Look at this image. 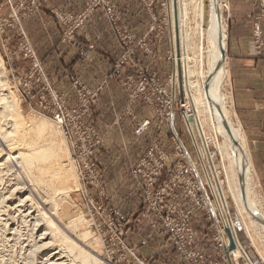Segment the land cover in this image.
Here are the masks:
<instances>
[{"label":"rangeland","instance_id":"obj_1","mask_svg":"<svg viewBox=\"0 0 264 264\" xmlns=\"http://www.w3.org/2000/svg\"><path fill=\"white\" fill-rule=\"evenodd\" d=\"M175 1L81 0L67 6L58 1L62 4L59 7L50 0H0V63L6 90L14 94L24 121L46 122L48 142L59 158L58 178L68 190V199L58 208L51 203V194L29 184L23 169L9 161L0 172V264H24L42 233L43 227L37 231V223L25 216L28 210L18 209L17 200L26 196L39 212L52 214L54 219L45 215L62 233L65 229L60 224L80 216L84 223L72 235L66 230V236H72L69 238L102 264H229L228 240L225 249L217 241L221 216L214 219L206 211L191 207L187 181L194 184L195 179L182 173L193 164L204 182L200 157L183 119V112L190 114L193 107L186 100L183 83L181 86L174 80L176 71L179 81L184 72L181 61L176 67L174 49L180 57L181 53L185 55L184 66L193 77L205 73L206 60L198 48V34L204 27H200L198 13L193 11L198 0H180L183 25L181 32L176 30L180 40L174 47ZM218 3L229 44L231 2ZM253 6L255 13L248 17L249 39L255 51L262 52L264 0H254ZM46 24L54 25L59 32V44H51V55L41 54L39 48L46 44H38L45 35L41 27ZM101 32L108 35V58L91 42ZM200 44L204 46L205 42ZM228 79L221 94L232 124L239 126ZM204 133L211 138L207 142L214 174L224 183L222 165L227 163L208 126ZM0 147L3 160L8 152ZM148 153L152 154L154 168L162 166L152 186L131 173ZM202 158L207 160L205 154ZM258 162L261 169L251 161L252 198L263 207L264 159ZM18 187L21 195L15 193ZM225 199L236 240L246 257L235 253L231 264H264L245 230L248 220L239 215L229 194ZM186 216L193 237L185 250H180L173 243L171 228ZM249 230L252 238L263 235L258 229ZM191 250L194 256L184 255Z\"/></svg>","mask_w":264,"mask_h":264},{"label":"bare ground","instance_id":"obj_2","mask_svg":"<svg viewBox=\"0 0 264 264\" xmlns=\"http://www.w3.org/2000/svg\"><path fill=\"white\" fill-rule=\"evenodd\" d=\"M198 1L200 2H195L193 11L195 14H199V17L197 16L198 14L196 17L197 19L200 18V21H198V23L200 22V27H204L202 30L199 28L201 31H199L198 34V48L199 51L204 52L205 54V73L203 74L202 72H199L197 77H193L184 66L186 64L184 61L185 55L181 53L180 57L178 51L174 49L176 67L181 61L184 68L183 76H181L182 81H179L177 71L174 80L178 85L180 83L182 86L183 83L186 100H188L193 107L190 114L186 111L183 112V117L188 124V133L194 143L195 149H197L201 156H204V154L207 156L208 161L201 160L205 173L207 174V184L211 190L212 197L217 202V211L221 216V222L226 226V228L224 227V233L226 230L229 231L235 245L234 250L229 252V258H231V255L237 256L235 253H238L240 258L246 259L244 252L241 250L236 240L233 226L228 215V207L226 206L228 203L227 199H225V195L227 194L230 195L239 215L241 217L243 215L246 221L248 220L247 223L245 222V230L253 246L257 247L256 250L260 251V254H262L261 258L264 261V250L261 249L264 245L262 243L264 241V206L262 207L260 205L261 207H258L257 202L252 198L253 190L251 188V183L253 180L252 178L254 177V171L245 145V138L239 126H234L232 124L228 115L229 112L226 109L225 98H223L221 94V90L228 78L226 67L227 35L226 28L222 21L221 7L218 0ZM174 5H176L175 9ZM174 5H172V27L174 32L173 44L175 47L177 41L180 40V36H177L176 30L178 29L180 32L182 30L183 7L180 0L175 1ZM203 41L205 42L204 46L203 44H200ZM6 87L7 84L4 76V68L0 63V89L3 93L1 94L0 92V145L8 152V155H5V158L0 160V172L3 168L5 169L10 160L14 161L19 167H21V170L23 169L22 172H25L24 174L27 179L29 178V184L36 185V188L40 187L47 195L51 194V203L58 207L61 201L66 202V199H68V190L62 185L64 182L61 183V177L58 178L60 171L59 158L57 151L52 147L51 143L48 142L49 136L47 124L42 119L24 121L20 117V109L14 94L7 91ZM206 126L212 131V139L215 141L217 150L223 161L227 163L226 165H222V171L225 176L224 183L220 181L218 177L216 178V175L214 174L215 167L212 163L210 151L208 149V144L211 142V138H207L204 133V127ZM218 135L222 138V143H219ZM2 155L3 151L0 149V159ZM12 167L14 168L15 166ZM211 175H213V177H211ZM33 188L35 187L33 186ZM34 190L36 191V189ZM20 191L18 187V191H15V193L21 195L22 192ZM220 199L222 201H220ZM5 200H7V198H5ZM45 200H43V202ZM17 201L18 209L26 208V211H28L25 216L33 219L37 223L35 226L37 231H40V228L43 227L38 240L31 246L27 253L24 264L104 263L102 260L100 262L95 256H92L79 246L78 242L75 243L72 238H69L72 236H66V230L72 235V233L75 232L76 227H79L80 224L82 225V223H84L80 216H74L70 221L66 220L67 222H64V225L60 224L65 229L62 233V231L57 228L58 226L56 227L53 224L54 222L52 223L50 219L51 217L53 218V216H51L52 214H48L47 211L46 213L50 216V218H48L44 211L43 213L39 212L35 205L32 204L30 197L26 196ZM52 204L49 203L48 206L50 205L52 207ZM56 212L57 211H54V213ZM252 228L260 230L263 235H260L256 231L258 236L256 237L254 235V238H252L250 234L252 231L249 233V229ZM227 240L228 239H226V241ZM255 240L257 246H255Z\"/></svg>","mask_w":264,"mask_h":264},{"label":"crops","instance_id":"obj_3","mask_svg":"<svg viewBox=\"0 0 264 264\" xmlns=\"http://www.w3.org/2000/svg\"><path fill=\"white\" fill-rule=\"evenodd\" d=\"M50 1L59 7L62 6L60 2H66L63 6H67L69 2H72L71 4L81 2V0ZM230 2V39L229 44L226 45V67L234 115L244 132L250 161L260 168L262 164L258 161L264 159V51L256 52L249 39L248 17L255 13L254 0H230ZM41 28L45 35L40 37L41 41L38 44L46 45L39 48L40 52L42 54L44 51L43 55H51V44H59V32L54 25L51 27L50 24L42 25ZM106 36L108 37L107 33L105 35L101 32L96 34L91 42H95L96 50L100 51L103 57L108 58L109 48L106 49Z\"/></svg>","mask_w":264,"mask_h":264},{"label":"built area","instance_id":"obj_4","mask_svg":"<svg viewBox=\"0 0 264 264\" xmlns=\"http://www.w3.org/2000/svg\"><path fill=\"white\" fill-rule=\"evenodd\" d=\"M81 23V18L77 20V24ZM184 115V113H183ZM184 119V117H183ZM187 128L186 120H184ZM144 127H142L143 130ZM188 132V128H187ZM189 134V133H188ZM192 141V139H191ZM193 147L194 143L192 141ZM198 153L197 149H195ZM151 153H148L145 155L135 167L132 168L131 173L134 178H140L144 179L145 183L147 182L150 186L154 185V178L158 177L159 173L162 170V166H156L154 168V165L150 162L151 160ZM198 156L200 157V170L204 175V182L200 180L199 171L197 167H194L193 164H191L188 168H186L182 173L184 175H188L191 177H194L195 182L190 183L189 180L187 181V185L190 186V190H187V195L190 198L191 201V207L196 211H206L209 214H211L212 218L216 219V215H219L218 213V207L217 202L212 197L211 190L209 188V185L207 184V174L205 173L203 163L201 160H204L200 153H198ZM187 176V177H188ZM178 178H181V176L178 174ZM219 227V226H218ZM171 232L173 234V243L178 249H184L189 244L190 239L193 237L192 229H191V222L188 218V216L184 218H180L176 225L171 228ZM217 241L219 242V246L221 249L226 248V238L224 233V224H221V228L217 229ZM185 256H194V252L186 251L184 252ZM198 255V254H197Z\"/></svg>","mask_w":264,"mask_h":264},{"label":"water","instance_id":"obj_5","mask_svg":"<svg viewBox=\"0 0 264 264\" xmlns=\"http://www.w3.org/2000/svg\"><path fill=\"white\" fill-rule=\"evenodd\" d=\"M225 234H226L227 239H228V246H227L226 256H227V259H228L229 264H231V261H230V258H229L228 255H229V252H231V251L234 250L235 245H234V242H233V240L231 238V235H230L229 231L226 230L225 231Z\"/></svg>","mask_w":264,"mask_h":264}]
</instances>
